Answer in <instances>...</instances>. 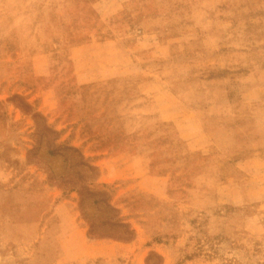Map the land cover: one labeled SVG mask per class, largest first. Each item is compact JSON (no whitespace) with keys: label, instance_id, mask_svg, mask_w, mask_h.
<instances>
[{"label":"rangeland","instance_id":"obj_1","mask_svg":"<svg viewBox=\"0 0 264 264\" xmlns=\"http://www.w3.org/2000/svg\"><path fill=\"white\" fill-rule=\"evenodd\" d=\"M0 264H264V0H0Z\"/></svg>","mask_w":264,"mask_h":264},{"label":"trees","instance_id":"obj_2","mask_svg":"<svg viewBox=\"0 0 264 264\" xmlns=\"http://www.w3.org/2000/svg\"><path fill=\"white\" fill-rule=\"evenodd\" d=\"M84 166H86L89 171L95 173V176L93 178H90L91 181H94L96 179V168L87 165ZM80 195L82 196V202L87 198L96 197L95 199H93V205H96V203L100 202L103 204V209H106L115 214L118 213V211L108 203V199L106 197L107 194L104 191L92 192L89 189H82ZM97 198L99 199V201L97 200ZM87 220L90 224L89 235L91 237H110L119 241L127 242L130 241L134 236V232L131 230L129 225L123 223L122 219L114 217V215L103 219L87 217Z\"/></svg>","mask_w":264,"mask_h":264}]
</instances>
